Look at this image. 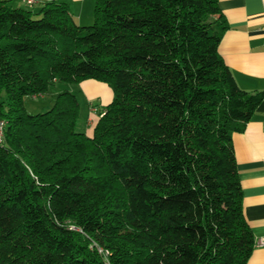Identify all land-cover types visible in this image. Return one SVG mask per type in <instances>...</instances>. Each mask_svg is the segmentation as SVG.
I'll list each match as a JSON object with an SVG mask.
<instances>
[{
    "label": "trees",
    "instance_id": "obj_1",
    "mask_svg": "<svg viewBox=\"0 0 264 264\" xmlns=\"http://www.w3.org/2000/svg\"><path fill=\"white\" fill-rule=\"evenodd\" d=\"M226 29L218 0H94L88 27L0 0V264H247L231 137L264 92L236 85ZM87 80L113 92L91 136L68 90L26 112Z\"/></svg>",
    "mask_w": 264,
    "mask_h": 264
},
{
    "label": "crops",
    "instance_id": "obj_2",
    "mask_svg": "<svg viewBox=\"0 0 264 264\" xmlns=\"http://www.w3.org/2000/svg\"><path fill=\"white\" fill-rule=\"evenodd\" d=\"M3 1L31 9L56 0H36L31 8L26 0ZM218 6L227 25L218 45L219 56L241 90L264 92V0H218ZM85 125H93L90 117ZM231 144L243 194V214L254 237L247 264H264V97L244 130L232 135Z\"/></svg>",
    "mask_w": 264,
    "mask_h": 264
},
{
    "label": "rangeland",
    "instance_id": "obj_3",
    "mask_svg": "<svg viewBox=\"0 0 264 264\" xmlns=\"http://www.w3.org/2000/svg\"><path fill=\"white\" fill-rule=\"evenodd\" d=\"M55 2L66 3L69 6L70 13L74 22L78 26L88 27L94 22V0H82L73 2L72 0H56ZM31 8V7H30ZM26 9V8H25ZM40 6H33L29 11L38 12ZM38 18V17H36ZM68 90L74 94L79 103V116L76 130L87 136L93 133V126L97 121L98 114L91 113L90 107L95 106L99 109L104 108L112 101L113 92L111 88L103 83L93 80L83 81L79 84L58 85L55 89L44 95H34L31 98L24 99V107L28 114L35 115L49 110L53 104V95L55 91ZM91 118L93 125L88 127L85 122Z\"/></svg>",
    "mask_w": 264,
    "mask_h": 264
},
{
    "label": "built area",
    "instance_id": "obj_4",
    "mask_svg": "<svg viewBox=\"0 0 264 264\" xmlns=\"http://www.w3.org/2000/svg\"><path fill=\"white\" fill-rule=\"evenodd\" d=\"M34 3H35V0H27L26 1V4L28 6H31ZM263 40H264V27H263ZM94 110L95 109H92V111H94ZM3 126H4L3 122L0 121V140H1V137H2V129H3Z\"/></svg>",
    "mask_w": 264,
    "mask_h": 264
}]
</instances>
